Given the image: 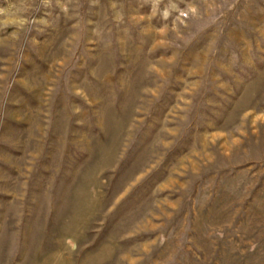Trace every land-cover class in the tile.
<instances>
[{"label": "rangeland", "instance_id": "374dc122", "mask_svg": "<svg viewBox=\"0 0 264 264\" xmlns=\"http://www.w3.org/2000/svg\"><path fill=\"white\" fill-rule=\"evenodd\" d=\"M0 264H264V0H0Z\"/></svg>", "mask_w": 264, "mask_h": 264}]
</instances>
